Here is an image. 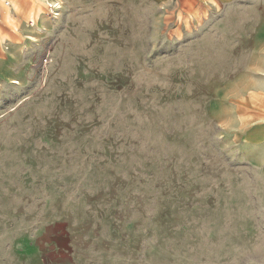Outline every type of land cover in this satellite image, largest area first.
Returning a JSON list of instances; mask_svg holds the SVG:
<instances>
[{
    "label": "rangeland",
    "instance_id": "374dc122",
    "mask_svg": "<svg viewBox=\"0 0 264 264\" xmlns=\"http://www.w3.org/2000/svg\"><path fill=\"white\" fill-rule=\"evenodd\" d=\"M9 1L0 264H264V0Z\"/></svg>",
    "mask_w": 264,
    "mask_h": 264
},
{
    "label": "crops",
    "instance_id": "0c3cea01",
    "mask_svg": "<svg viewBox=\"0 0 264 264\" xmlns=\"http://www.w3.org/2000/svg\"><path fill=\"white\" fill-rule=\"evenodd\" d=\"M8 13L12 16V18L14 17L13 12L4 13V11L2 10L1 5H0V24L4 25L3 18L5 19L6 22H8L6 20V16ZM11 33H14V32H12V30H11ZM255 94H257V95H255V99L257 100V103L253 104L255 106V109H256L255 112H258L260 110L261 115H264V91H262L261 93H255ZM243 115H245V114H243ZM245 119H244V122L246 123ZM250 137L252 139H254L256 142L264 143V129H258L255 132V134L251 135Z\"/></svg>",
    "mask_w": 264,
    "mask_h": 264
},
{
    "label": "built area",
    "instance_id": "2783aa9c",
    "mask_svg": "<svg viewBox=\"0 0 264 264\" xmlns=\"http://www.w3.org/2000/svg\"><path fill=\"white\" fill-rule=\"evenodd\" d=\"M0 5H4L6 7H10L11 6V2L9 0H0ZM60 9H61V5L57 3L56 0H54V2L52 4H49L48 6V14L51 18L53 19H57V17L60 14ZM31 25L35 24L34 20H30ZM44 62L47 64L48 63V58L44 59Z\"/></svg>",
    "mask_w": 264,
    "mask_h": 264
},
{
    "label": "bare ground",
    "instance_id": "6f19581e",
    "mask_svg": "<svg viewBox=\"0 0 264 264\" xmlns=\"http://www.w3.org/2000/svg\"><path fill=\"white\" fill-rule=\"evenodd\" d=\"M16 82V81H15Z\"/></svg>",
    "mask_w": 264,
    "mask_h": 264
}]
</instances>
